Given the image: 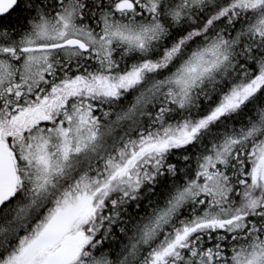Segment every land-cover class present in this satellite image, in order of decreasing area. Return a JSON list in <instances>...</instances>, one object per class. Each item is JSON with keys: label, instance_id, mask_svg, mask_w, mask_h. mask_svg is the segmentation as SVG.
Returning <instances> with one entry per match:
<instances>
[{"label": "snow or ice", "instance_id": "6c2138e0", "mask_svg": "<svg viewBox=\"0 0 264 264\" xmlns=\"http://www.w3.org/2000/svg\"><path fill=\"white\" fill-rule=\"evenodd\" d=\"M0 264H264V0H0Z\"/></svg>", "mask_w": 264, "mask_h": 264}]
</instances>
